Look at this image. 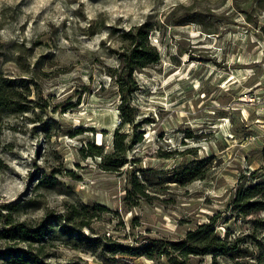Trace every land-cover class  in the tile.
<instances>
[{
  "label": "rangeland",
  "instance_id": "obj_1",
  "mask_svg": "<svg viewBox=\"0 0 264 264\" xmlns=\"http://www.w3.org/2000/svg\"><path fill=\"white\" fill-rule=\"evenodd\" d=\"M143 25L158 59L134 72V121L120 125L115 73ZM0 77L18 102L0 110V231L48 230L0 234V263L31 250L41 264H169L170 245L209 223L230 253L188 264H264L257 0H0ZM117 140L127 162L107 169L92 152Z\"/></svg>",
  "mask_w": 264,
  "mask_h": 264
},
{
  "label": "trees",
  "instance_id": "obj_2",
  "mask_svg": "<svg viewBox=\"0 0 264 264\" xmlns=\"http://www.w3.org/2000/svg\"><path fill=\"white\" fill-rule=\"evenodd\" d=\"M259 6L264 7V0H257ZM199 20L198 17L192 18L191 21ZM146 25L139 26L136 30H129V46L121 53V66L119 71L115 73L117 77L118 91L121 94V102L119 104L121 120L120 125H125L126 123H133L134 121V112L133 108L130 106V95L138 89L137 82L135 81L134 72L145 68L155 63L158 59V52L155 47L149 44L148 36L149 29H144ZM136 32H135V31ZM18 102L15 100V95L12 91L8 92L5 87L4 81L0 77V110L4 109H13ZM94 149L99 148L100 146L91 145ZM126 147L124 145V140H117L114 144L111 153L103 154L101 150L93 151V154H99L103 156L104 162L108 163L105 168L107 169H117L127 162L126 159ZM116 157V159H113ZM262 186V183H256L253 186H250L246 196L250 198L252 194L259 192V188ZM76 210H70L68 218H75ZM11 221L8 220V223ZM209 223L200 224L197 229L190 230L187 232L185 238L175 241L170 245L172 253L175 256H168L169 264H188V257L191 255H205L210 249L217 254H228L231 251V247L228 245L224 238H218L214 234L213 229L209 227ZM9 231V232H8ZM48 233V230L44 226H39L37 229H30L22 224H15L11 228L7 229V233L0 231L2 236H10L13 238L19 239H31L33 241H40L44 239V235ZM95 241L90 243V246L95 245ZM111 249L113 252L117 251V246L114 244ZM124 248V247H122ZM148 254L151 256V253L148 249H145L143 254ZM169 254V253H168ZM4 262L0 264H41L37 261V254L31 250L26 251H9L5 253ZM231 264H253V263H244L238 261Z\"/></svg>",
  "mask_w": 264,
  "mask_h": 264
}]
</instances>
